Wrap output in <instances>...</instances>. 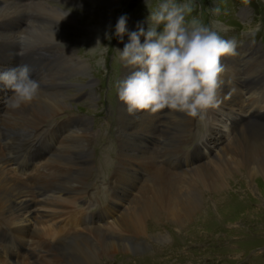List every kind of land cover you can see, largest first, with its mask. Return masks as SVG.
<instances>
[{
	"label": "bare ground",
	"instance_id": "obj_1",
	"mask_svg": "<svg viewBox=\"0 0 264 264\" xmlns=\"http://www.w3.org/2000/svg\"><path fill=\"white\" fill-rule=\"evenodd\" d=\"M120 1L42 0L40 3L28 4L27 0H0L1 48L10 46L11 54L15 57L19 52L20 43H24V50L39 49L41 52H47L50 57L48 51H67L71 54L57 66L47 65V68L40 72L37 80L43 81L41 88L47 87L48 92L40 89L38 98L31 104L23 105L19 109H8L6 105L3 107L8 98H0L2 109L7 110L3 120L0 117V264H64L62 258H66L70 249H74V254H68L69 259L75 261L73 264L99 263L103 256L129 253L138 247L126 241H116V238L113 239L109 235L123 236L122 233L134 232L149 237L152 233L149 234L145 223L149 217H163L181 223L186 220L184 218L192 221L196 217L194 212L198 211L199 207L203 209L200 214H204L206 210L203 206V193L210 192L218 197L224 192L228 186L225 173L229 176L234 173V177H229L231 182L238 176L245 177L249 183H252L251 179L264 177V124L256 123L264 112V91H261L264 89V75L256 67H260L264 60L259 62L255 58L256 64H247L248 68L253 66V71H248H251L256 79L255 84H252L248 75L245 93L242 80L240 87L235 86L239 82L235 75L240 74L235 70L240 61H237V54L222 59L226 64L219 99L220 105L224 106L225 103L226 106L219 113L210 114L208 131L211 134L213 131L220 134L215 141L225 140L224 147L218 149L215 144L214 150H210L206 144L213 136H205L200 155L202 159L198 163L199 166L195 165L197 168L188 167L189 165L172 168L173 164L169 163V159L183 152L185 138L192 129V118L180 112L169 113V110H166V121L167 117L169 121L166 127V121L162 123L160 113L137 111L135 114H129L126 105L121 102L116 117L118 123L115 126L116 138L121 143L122 151L117 168L111 176L110 191L113 194L107 196L110 201L107 206L101 207L99 214L86 211L96 204L83 201L91 187L87 178L95 169L93 150L90 148L93 141L89 130L91 123L83 117H78L83 123L71 122L75 116H69L63 122L55 121V124H51V120L70 107L67 104L71 96L67 94V90L71 87L69 81L72 78L80 82L81 77L92 79L87 86L74 84V89L79 93L91 90L88 100L95 101L96 84L91 76L94 69L91 60L95 56L92 55L86 62L81 63L82 58L77 57H80L84 50H76L74 44L82 40L94 42L96 37L103 34V26H94L91 24L92 19L81 17L74 10L101 7L103 9L99 12L100 19L105 23L114 17ZM31 6L37 8V14L33 16L35 20L28 25L27 14ZM13 20L19 21V25H16L17 22L13 24ZM127 29L126 24V31ZM72 31L84 35L73 39L75 36L69 35ZM32 34L33 45L30 44ZM124 38L128 40V32H125L122 39ZM41 41H48V44ZM15 45H18V49L14 48ZM34 46L44 47L46 51L33 48ZM122 47L123 50L124 46ZM41 52L36 54H43ZM261 57L264 58V54H261ZM23 60L30 69L31 65H38V70L35 69L37 72L43 68L39 65L42 62L32 60L29 55ZM226 60H229L230 64ZM19 66L21 65L17 63L15 68ZM9 70H12L9 64H3L0 73ZM227 71L231 73L228 74ZM127 75L129 74L126 71L122 79ZM248 93L250 97H245ZM8 94L9 92L7 96L11 97L13 91L10 96ZM138 121L140 127L145 128V133L135 132L134 127L139 124ZM48 122L50 128H44L43 125ZM66 125L68 126L62 129ZM239 127L242 128L240 137L232 140L231 129ZM54 129L49 136V131ZM51 137L54 145L50 144ZM44 138L46 145L42 141ZM158 140H163L165 146L156 148L154 143ZM148 141L151 142L149 147L146 146ZM40 146L54 147L45 149V154L36 159L35 155L39 154ZM24 147L37 149L31 161L22 159L16 162L19 156L15 155L21 154L20 151ZM205 151L208 154L215 151L214 159L205 156ZM189 157L190 154L187 155V158ZM206 158L213 160L207 163L204 161ZM60 164L64 166L66 173L62 171ZM26 174H30L29 177L35 182L36 188L27 185L26 178H30H25ZM150 178L154 179V182H151ZM140 183L142 184L139 185ZM135 193L138 195L134 196ZM79 202L84 203L81 209L76 208ZM87 214L90 217L92 215L94 218H91L95 219L97 224H85ZM62 223L69 226H62ZM60 254L62 258L59 257Z\"/></svg>",
	"mask_w": 264,
	"mask_h": 264
},
{
	"label": "rangeland",
	"instance_id": "obj_2",
	"mask_svg": "<svg viewBox=\"0 0 264 264\" xmlns=\"http://www.w3.org/2000/svg\"><path fill=\"white\" fill-rule=\"evenodd\" d=\"M13 1L14 0H11V2ZM27 1L28 4H31L30 2L40 3L42 0ZM197 1H199L198 4L196 3ZM162 2H164V0H150L152 10H156L158 5ZM193 2L196 5L192 14L193 16L200 19L206 26L215 27L223 38L235 39L237 41L236 55L238 54L239 56L237 61H240L238 62L239 65H236H238L240 69L238 67L237 69H234L236 70V73L238 71L241 75H238V73L235 75L239 78V82H237L235 86L240 87V80L246 81L248 79V75L249 82L255 84L254 80L256 78L252 75L251 71H248L249 69L253 71V66L248 68L247 64H256L257 57L264 54V0H249L247 5H245L244 0H193ZM119 3L121 4L117 5L114 17L111 18V21L109 19L105 23L102 19H100L99 12L103 9L101 7H89V10L83 8L74 10L75 12L77 11L76 13H78L81 17L87 16L89 19H92L93 22L91 24H94V26H103V31L101 32L103 34L96 37L94 42H88L79 38L82 40L80 43H73L76 50H84L81 56L77 57L82 58L81 63L86 62L87 59L92 56L87 50L95 46V40L98 38L102 44L108 46L110 49L105 57L106 64L104 68L97 67L95 62L96 57L91 60L94 67L91 72V76L95 80L94 84H96L95 101L88 100V94L91 90L87 89L84 92L79 93L75 92L74 89V84L81 83L83 86H87L88 83L92 82V79H85L84 77H81L79 79L81 80L80 82L77 81L76 78H72L69 81V83H71V87L67 90V94L71 96V99L68 100L67 104L70 107L65 109V112L54 116L51 120V122L53 121L51 124H55V121L65 120L69 116H75L71 122L83 123L78 117H83L90 121L91 125L89 126V130H91L90 135L92 136L91 140H93L91 141L92 145L90 148L93 150L95 169H93L90 177L87 178L91 187L87 190L88 193L83 198V201L84 203L86 201L96 203L90 207L89 210L98 214L99 212L97 209L107 206L110 201L107 196L112 193V191H110V184L112 182L111 176L117 168L119 154L122 151L121 143L119 139L116 138L117 135L115 126V124L118 123V119H116V117L119 105H121V101L118 98V82L122 79V76L126 71L128 74L132 71L130 68L124 69L118 54V62L116 63L114 60V64L111 65L113 58H115L112 56V52L116 56L115 44L117 41L119 50L123 51L122 45L125 47L126 43L128 44L130 42V34L132 32H138L140 27H143L144 30L147 31L150 25L148 18L151 15V11L146 3V0H121ZM3 6L5 8V5ZM87 6H89V4ZM217 8L219 9L218 13L213 11ZM30 9H34L37 14V8L31 6ZM31 11L33 10H29L27 19L29 14L34 17L36 16V14ZM236 14H238L239 17H236ZM121 16L127 17L128 29L126 33L128 32V40L125 38L119 40V38L115 35V26ZM34 17L33 19L27 20L28 25L29 22H33L35 20ZM12 22L15 24L19 21L13 20ZM17 23L16 25H19V23ZM22 25L24 24L22 23ZM256 25L260 26V30L256 33L255 42L253 43L252 38L245 33L249 29L255 28ZM224 29H227V31H224ZM70 34L71 36H75L73 39L84 35H79L76 31H72L69 35ZM106 34L111 36V40L106 38ZM33 40L34 34H32V40H30L31 45H33ZM45 42L48 44V41H41V43ZM110 42L111 44L109 46ZM143 42L144 38L142 37L141 43ZM35 47L45 49L40 46H34L33 48ZM14 48L18 49V45H15ZM7 49L11 50L10 46L7 47ZM48 52L53 58V62L49 65L53 64V66H57L60 61L69 58L71 55L67 51H63L61 53L53 51ZM51 57L44 56V60H50ZM263 60V58H258L259 62ZM226 62L230 64L229 60H226ZM222 63L225 66L226 63L223 61ZM39 65L44 66L43 63H39ZM259 66L260 67L256 68H259V71L264 75V63ZM1 68L2 65H0V72ZM235 70L230 71L232 72ZM43 71L44 70H42V72ZM230 71H227L228 74L231 73ZM242 86H246V84L242 82ZM58 89L60 90L61 88ZM41 90L43 92H48L47 87H44ZM8 92V95L10 96L12 91ZM251 92L255 94L253 90ZM83 94H86V96L82 97ZM6 98H9L7 94L5 99ZM76 98H79V100L76 101ZM5 105L6 103L4 102L3 107H5ZM225 106L226 104L224 103V106H221L219 109L222 110ZM6 113L7 110L5 111L2 109V114L0 115L1 120H3ZM210 114V111H208L203 120L194 119L195 122L192 120L193 130L191 129L190 133L187 134V137L185 138L186 143L182 147L183 152H181L180 155L169 159V163L173 164L171 165L172 168H178L183 163L185 167L189 165L188 167L194 166L197 168L195 165L199 166L198 163L202 159L201 156L197 158V162L190 160L192 155L189 158L182 156L185 152L194 154L196 146L202 141V137L208 134L211 121ZM159 115L162 117V123L166 121V113L165 117L162 113ZM49 122L43 126L48 127L50 125ZM164 124L165 126L169 124L168 117L166 123ZM68 125L62 127V129L66 128ZM129 128H135L136 133L141 131L145 133V128L140 127V123L134 128ZM241 129V127L231 129L232 140H236L240 137V133L238 134L236 131H241ZM54 131L55 129L50 130L49 136H51ZM211 136H213V139L211 138L209 143L206 144L210 150H214L215 144H217L218 149L224 147L225 140H222V142L215 141V139H218L221 136L220 134L213 131ZM52 137L50 144H53ZM208 137L210 138V136ZM262 137L264 138V136ZM222 139L224 138L222 137ZM229 139L231 140V138ZM154 145L156 148L158 146L159 148L163 147V140H158L154 143ZM146 146H151V142L148 141ZM53 147H42L39 149L40 155L37 153L35 158H40L43 154H45V149ZM214 153L215 151L211 154L206 152L205 156L208 155L214 159ZM212 160L211 158H206L204 161L210 163ZM61 168L62 171L65 172L64 166L61 165ZM51 173H53V171H51ZM229 177H234V173L230 174V176L225 173L228 186H226L227 189L220 193L218 197L216 194H211L210 192L203 193V206H205L206 210L204 214H200L203 209L202 207H199V210L194 212V216L196 217L193 216L194 218L192 221H188V218H184L186 220L181 223L163 217H149V219H146L145 221L146 229L149 230V234L152 233L151 235L153 237L151 235L149 237H145L134 232L133 234L122 233L123 236H117L116 234L109 235V237L113 239L116 238V241H126L137 245L138 247L135 248L136 250L133 249L129 253L120 252L113 253L110 256H103L100 258L99 263L95 262L93 264H264V177L260 176L259 179H251L252 183H249L245 177L239 176L235 177V180L231 182ZM150 181L154 182V179L150 178ZM137 182H139V180H137ZM141 184L142 183L139 185ZM248 184H252L253 186H248ZM123 192L124 191H122V193ZM137 195L138 193L134 194V196ZM84 203H77L78 206L76 208L81 209L84 206ZM91 217L94 218L92 215ZM22 248L23 247H19V249ZM73 250L74 249H70L69 252L74 254ZM261 250H263V252H261ZM69 252L68 254L70 255ZM68 254L65 259L62 258L61 254L59 257L62 258L64 264H73L75 261L69 259Z\"/></svg>",
	"mask_w": 264,
	"mask_h": 264
},
{
	"label": "clouds",
	"instance_id": "obj_3",
	"mask_svg": "<svg viewBox=\"0 0 264 264\" xmlns=\"http://www.w3.org/2000/svg\"><path fill=\"white\" fill-rule=\"evenodd\" d=\"M146 3L151 11L148 30L140 27L130 34L123 51L115 50L123 66L132 69L118 82V98L129 114H157L167 109L169 113L180 112L203 120L209 110L220 105L225 71L222 58L236 55L237 41L223 38L215 27L206 26L193 16V0H164L156 10H152L150 0ZM244 3L247 5L249 0ZM213 11L218 13L219 9ZM126 24L127 17H119L115 26L117 38H123ZM259 30L256 25L245 34L254 43ZM106 38L111 40L109 34ZM87 51L96 57L97 67H105L108 46L98 38ZM30 73L27 64L0 73V81L13 91L5 101L8 109H19L38 98L41 82L31 79Z\"/></svg>",
	"mask_w": 264,
	"mask_h": 264
}]
</instances>
